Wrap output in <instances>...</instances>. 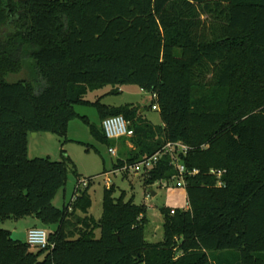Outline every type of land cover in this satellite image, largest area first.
Masks as SVG:
<instances>
[{
	"label": "trees",
	"instance_id": "obj_1",
	"mask_svg": "<svg viewBox=\"0 0 264 264\" xmlns=\"http://www.w3.org/2000/svg\"><path fill=\"white\" fill-rule=\"evenodd\" d=\"M107 85L153 99L85 98ZM155 104L161 124L145 115ZM77 105L94 106L101 122L124 116L134 135L108 139ZM77 118L111 148L125 145L116 170L169 142L189 147L180 155L189 207L163 208V241L146 239V206L114 187L101 218L91 215V178L54 206L76 170L66 156L29 158L28 134L65 140ZM145 174L152 185L178 172L162 154ZM28 216L57 226L49 247L0 229V264H264V0H0V221Z\"/></svg>",
	"mask_w": 264,
	"mask_h": 264
},
{
	"label": "rangeland",
	"instance_id": "obj_2",
	"mask_svg": "<svg viewBox=\"0 0 264 264\" xmlns=\"http://www.w3.org/2000/svg\"><path fill=\"white\" fill-rule=\"evenodd\" d=\"M18 75L16 78H19ZM118 93H112V90ZM87 100L121 106L134 104L136 106L148 105L153 96L148 91L137 85L112 86L89 92ZM76 111L86 116L96 126L101 125V119L97 109L91 105H77ZM146 117L154 124H161L162 119L158 110L148 109ZM131 147L130 143H127ZM125 147L118 142L114 147L117 155L110 152V145L97 140L91 133L90 127L81 119L77 118L68 123L66 139L54 133L40 132L28 134V156L29 158H50L53 161H61L63 156L70 158L76 173L69 172L65 187L58 190L53 199V204L59 209L65 208L72 200L75 187L80 179H90L91 184L88 193L91 197L90 214L100 219L103 211V198L106 188H115V197L124 195L125 201L133 200L135 204H144L147 208V222L145 225V237L148 241L156 243L164 239V215L165 209L187 208V191L180 185V181L173 179L170 182L158 181L152 185L146 184V172H135L132 168L128 171L116 170L115 163L122 156L119 152ZM138 163V162H137ZM136 164V163H135ZM133 164V165H135ZM129 165V166H133ZM78 175V176H77ZM155 192L156 195H153ZM56 225L46 226L34 216H28L20 220L0 221V229H14L28 231L31 228H42L47 232L56 229ZM99 236V231H97Z\"/></svg>",
	"mask_w": 264,
	"mask_h": 264
},
{
	"label": "built area",
	"instance_id": "obj_3",
	"mask_svg": "<svg viewBox=\"0 0 264 264\" xmlns=\"http://www.w3.org/2000/svg\"><path fill=\"white\" fill-rule=\"evenodd\" d=\"M156 98V96H154ZM154 110H159L157 104L153 106ZM102 127L104 133L108 139H120L122 137H132L134 135V131L130 128V123L127 121L124 116L117 115L111 116L102 121ZM189 150V147L182 142H169L167 143L164 148L153 155L152 157L145 158L144 160L136 163L133 166L126 165L119 170L128 171L132 168L135 172H149L158 162L160 156L162 154H170L173 158V163L175 164L176 170L178 174L173 178L180 181V185L186 187L185 182V174H187V169L185 165L180 161V155L182 153H186ZM110 152L113 155H117V149L112 147L110 148ZM213 174H216L218 177L222 175L221 170H212ZM198 173L197 170L190 172L189 174H196ZM89 183L88 179H81L79 180L77 186L81 188H85ZM189 207V203H187V208ZM174 209L172 213H174ZM26 242L33 248H47L49 247V235L45 229L42 228H31L26 232Z\"/></svg>",
	"mask_w": 264,
	"mask_h": 264
},
{
	"label": "water",
	"instance_id": "obj_4",
	"mask_svg": "<svg viewBox=\"0 0 264 264\" xmlns=\"http://www.w3.org/2000/svg\"><path fill=\"white\" fill-rule=\"evenodd\" d=\"M152 194L154 195L155 192H152ZM26 237V233L25 232H12L11 238L15 241H22L24 240Z\"/></svg>",
	"mask_w": 264,
	"mask_h": 264
},
{
	"label": "crops",
	"instance_id": "obj_5",
	"mask_svg": "<svg viewBox=\"0 0 264 264\" xmlns=\"http://www.w3.org/2000/svg\"><path fill=\"white\" fill-rule=\"evenodd\" d=\"M152 122V121H151ZM38 134V133H37ZM154 195H156V193L154 194ZM14 232H27V231H20L19 229H14Z\"/></svg>",
	"mask_w": 264,
	"mask_h": 264
}]
</instances>
